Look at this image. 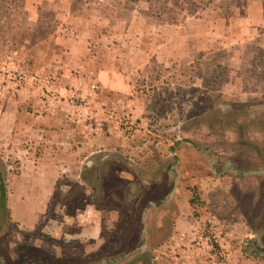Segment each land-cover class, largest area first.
Returning a JSON list of instances; mask_svg holds the SVG:
<instances>
[{
  "label": "rangeland",
  "instance_id": "1",
  "mask_svg": "<svg viewBox=\"0 0 264 264\" xmlns=\"http://www.w3.org/2000/svg\"><path fill=\"white\" fill-rule=\"evenodd\" d=\"M253 1L0 0L1 101L24 91L87 114V92L58 87L59 66L73 62L67 52L86 48L93 60L85 68L122 71L127 106L118 161L60 180L47 207L13 197L18 213L0 209V264H180L186 246L166 250L170 222L160 220L175 178V193L187 186L195 208L249 221L240 248L264 264V176L250 173L264 170V30L242 39L239 29ZM0 163L18 167L1 152ZM200 177L220 180L200 189ZM204 190L216 207L202 204ZM249 235L260 242L246 244Z\"/></svg>",
  "mask_w": 264,
  "mask_h": 264
},
{
  "label": "crops",
  "instance_id": "2",
  "mask_svg": "<svg viewBox=\"0 0 264 264\" xmlns=\"http://www.w3.org/2000/svg\"><path fill=\"white\" fill-rule=\"evenodd\" d=\"M248 13L247 17L241 20V26L239 25L242 39L244 35L246 38H254L264 30V1H253L248 7ZM221 20L222 18L218 19L219 24ZM213 38L212 46L215 47L219 37L213 35ZM201 50L204 49H196L198 52H202ZM67 54L69 61L73 62H68L67 59L59 66L58 87L61 92L72 87L80 88L84 94L87 92L90 95L86 97L90 110L87 114L66 99L60 98L58 102L43 100L34 93L24 94V91L23 94L20 92L19 95H8L6 100H0V152L16 160L18 164L16 172H10L7 167L0 169L5 186V207L10 209L11 214L18 213V209L11 205L13 197L21 198L19 201L23 205L33 197L38 199V204L43 201L47 207L60 180L81 177L77 173L80 168H83V172L94 167L97 173L102 165L120 159H113L112 156L122 153L119 118L122 117V108L126 112L127 107L122 105V91L125 86L122 71L105 64L94 66L92 69L85 68L88 62L93 60L91 52L86 48L81 51L70 49ZM128 100L129 97L126 96V105ZM128 112L132 110L129 109ZM199 149L194 147L192 150L194 154H199ZM124 161L131 164L126 159ZM137 175L141 176L140 173H135L136 177ZM224 177L221 176L220 179ZM220 179L213 181L209 177H200L198 187L202 189L204 184H212L216 188ZM183 189L179 195L174 191L172 195L166 196L163 204L172 206L160 216L162 225L167 227V221L170 222L169 227H165L168 231L165 236L173 241H169L164 248H176L179 244L186 246L178 248V252L181 257L185 255L189 258L184 257L182 261L180 257H176V263L216 264L203 251L195 250L192 244V239L204 223L210 221L216 225L219 232L223 230L226 234V237L221 238V245L227 251L230 264H254L255 254L251 253L249 248H240L239 241V230L246 231L247 234L249 228L254 229L248 225L249 221L235 220L231 212L220 213L221 207L213 209L212 207H216L215 199L209 197L206 190L200 193V200L202 204L209 205L211 211L195 208L196 203L190 202V189L187 186ZM176 191H180V187H176ZM157 205L158 203H155L154 207ZM196 212L200 214V221L197 220ZM245 241L246 244H258L260 239L249 235ZM194 251H198V258L193 257Z\"/></svg>",
  "mask_w": 264,
  "mask_h": 264
},
{
  "label": "built area",
  "instance_id": "3",
  "mask_svg": "<svg viewBox=\"0 0 264 264\" xmlns=\"http://www.w3.org/2000/svg\"><path fill=\"white\" fill-rule=\"evenodd\" d=\"M221 233L212 222L204 223L201 233L192 239L193 248L201 250L216 264H230L228 254L221 245Z\"/></svg>",
  "mask_w": 264,
  "mask_h": 264
},
{
  "label": "water",
  "instance_id": "4",
  "mask_svg": "<svg viewBox=\"0 0 264 264\" xmlns=\"http://www.w3.org/2000/svg\"><path fill=\"white\" fill-rule=\"evenodd\" d=\"M172 155H174V153L172 152ZM250 173H253V174H261V175H264V170H252L250 171ZM177 178H175V181H174V184H173V187L171 189V191L168 193L167 196H170L173 194L174 190L176 189L177 187ZM151 206H155V203L154 202H151L150 203ZM142 220H143V227H142V231L143 233H146V209L143 211L142 213ZM143 247V245L141 246Z\"/></svg>",
  "mask_w": 264,
  "mask_h": 264
},
{
  "label": "trees",
  "instance_id": "5",
  "mask_svg": "<svg viewBox=\"0 0 264 264\" xmlns=\"http://www.w3.org/2000/svg\"><path fill=\"white\" fill-rule=\"evenodd\" d=\"M195 201H196V198L193 195L190 202L194 203ZM0 209L1 210L5 209V186H4V182L1 178V175H0Z\"/></svg>",
  "mask_w": 264,
  "mask_h": 264
}]
</instances>
